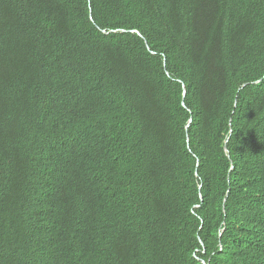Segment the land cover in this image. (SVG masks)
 <instances>
[{
	"label": "trees",
	"instance_id": "trees-1",
	"mask_svg": "<svg viewBox=\"0 0 264 264\" xmlns=\"http://www.w3.org/2000/svg\"><path fill=\"white\" fill-rule=\"evenodd\" d=\"M201 261L264 264V0H0V264Z\"/></svg>",
	"mask_w": 264,
	"mask_h": 264
},
{
	"label": "water",
	"instance_id": "water-1",
	"mask_svg": "<svg viewBox=\"0 0 264 264\" xmlns=\"http://www.w3.org/2000/svg\"><path fill=\"white\" fill-rule=\"evenodd\" d=\"M189 122H190V120H189ZM201 264H207V263H205L204 261H201Z\"/></svg>",
	"mask_w": 264,
	"mask_h": 264
}]
</instances>
